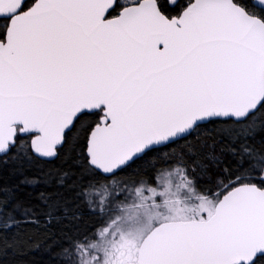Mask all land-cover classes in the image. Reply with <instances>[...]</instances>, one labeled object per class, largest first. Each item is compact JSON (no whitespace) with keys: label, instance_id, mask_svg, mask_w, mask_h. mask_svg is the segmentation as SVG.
Listing matches in <instances>:
<instances>
[{"label":"snow or ice","instance_id":"6c2138e0","mask_svg":"<svg viewBox=\"0 0 264 264\" xmlns=\"http://www.w3.org/2000/svg\"><path fill=\"white\" fill-rule=\"evenodd\" d=\"M0 264H264V0H0Z\"/></svg>","mask_w":264,"mask_h":264}]
</instances>
